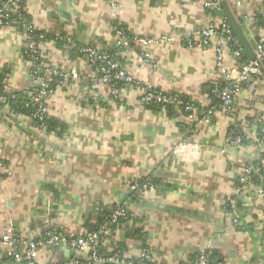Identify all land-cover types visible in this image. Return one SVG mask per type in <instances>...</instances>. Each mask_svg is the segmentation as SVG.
<instances>
[{
  "label": "crops",
  "instance_id": "crops-1",
  "mask_svg": "<svg viewBox=\"0 0 264 264\" xmlns=\"http://www.w3.org/2000/svg\"><path fill=\"white\" fill-rule=\"evenodd\" d=\"M18 1L45 34L39 49L46 63L76 67L80 77L67 79L48 96L49 129L0 102V264H15L31 244H36L35 264L64 261L70 253L50 245L49 234L83 235L119 199L132 215L105 237L107 252L120 248L124 257L138 258L147 249L158 264H193L195 255L213 249L227 264H264V198L256 192L261 185L246 186L240 224L226 212L239 173L259 157L255 141L264 125V69L249 79L231 111L213 106L207 91L221 80L219 36L205 45L197 35L211 19L207 0H120L116 8L117 21L131 36L157 40L121 48V67L144 85L200 103L192 117L152 109L141 101L143 88L133 84L120 88L118 103L86 57L57 40L71 36L101 52L118 49L109 0ZM221 3L235 14L256 55L254 45L264 37V0H221L217 25L226 21L218 14ZM163 37L172 40L158 41ZM27 41L24 29L0 26V87L10 92L31 88ZM235 59L231 51L225 55L229 65ZM199 116L194 129L183 128ZM234 124L250 144H227ZM180 143L192 144L200 158L182 161L175 153ZM151 177L156 184L150 190L132 189Z\"/></svg>",
  "mask_w": 264,
  "mask_h": 264
},
{
  "label": "built area",
  "instance_id": "built-area-1",
  "mask_svg": "<svg viewBox=\"0 0 264 264\" xmlns=\"http://www.w3.org/2000/svg\"><path fill=\"white\" fill-rule=\"evenodd\" d=\"M120 0H109L111 8V21L110 25L114 33L120 40V44L123 48H134L135 43H139L144 47L157 42L153 38H135L131 36L127 30L120 24H115L113 21L117 20L116 8ZM221 0H207L205 7L210 11H216L219 8ZM25 6L18 0H0V26H10L24 29L28 34L27 41V53L37 62L40 58L41 52L39 49V42L45 38V34L34 28L33 24L27 19ZM217 34L219 39L216 43V67L221 76V81L225 83L223 86L215 84L213 93L220 100V107L225 111H231L234 107L237 95L242 91L246 83L253 76L262 75V64L264 61V37L257 45L256 57L254 60H249L240 65L227 64L225 62V55L230 51L235 55H241L240 48L234 49L232 47L233 31L228 25L227 21H223L221 24H215L214 19L211 17L209 24L202 30L197 32V35L203 37L205 45L208 44V40L212 35ZM57 40L62 41L71 47H79V51L83 53L91 64L101 62L100 68V80L109 84L113 80H118L126 83H130L143 88V94L141 101L150 104H177L185 108V110H192L193 107L189 104H185L179 93L169 95L155 87L144 85L141 81H138L131 75H129L121 65L108 54L99 52L95 47L80 46L71 36L58 37ZM171 37H163L158 41H170ZM147 61L153 62L150 57H146ZM41 67L35 65V68L30 73V78L33 87L30 97L34 104L37 106L36 111L33 114V118L38 122H41L47 116L48 107L45 106L44 100L52 94L51 81L54 77H60L61 80L59 85H62L67 79L73 78L78 79L80 74L76 67L70 68L69 70H63L59 67L49 66L45 69L44 77L36 76L37 71ZM43 69V68H42ZM6 87H4V91ZM111 93L118 95L117 90L111 87ZM5 96L1 95L0 100H4ZM43 127V123L39 125ZM227 144L231 146H240L243 144L244 136L240 132L232 129L227 135ZM259 142L263 146L258 153V156L264 161V125H262L259 132ZM192 145V144H191ZM191 145L180 143L175 148V153L185 163L191 164L200 158V152L197 148H193ZM1 166V163H0ZM254 166L247 165L239 173L240 183H244L250 180ZM260 170L264 174V165L257 163L256 170ZM153 186L151 178H146L143 185L140 186V190L148 191ZM138 186H132V189H137ZM245 190L237 187V191L234 192L232 197L227 198L226 202L229 203L233 208L236 203V196ZM257 193L264 198V180L261 186L258 187ZM127 209L121 205V202H117V205L110 215L109 223L102 224L98 229L94 231L86 232L79 236H64L55 233H50L48 236V243L58 247H64L69 249V257L62 262L55 259H51L49 264H83L86 261L96 262H109L114 264H158L154 259L152 253L148 250L141 251L139 255V261H127L124 256H119L115 253L103 252L101 247L103 240L110 233V225L118 223L119 219L128 215ZM233 222L238 223L239 216L236 212L230 213ZM36 248V244H31L29 251L25 254H18L15 257V264H34V258L32 251ZM197 264H209V256L205 252L197 259Z\"/></svg>",
  "mask_w": 264,
  "mask_h": 264
},
{
  "label": "trees",
  "instance_id": "trees-1",
  "mask_svg": "<svg viewBox=\"0 0 264 264\" xmlns=\"http://www.w3.org/2000/svg\"><path fill=\"white\" fill-rule=\"evenodd\" d=\"M209 11V14L210 16L215 19L216 18V11ZM27 17V16H26ZM28 19V17H27ZM113 23L115 24H118L119 22L117 20L113 21ZM66 44L62 41H60V44ZM232 47L234 49H238L240 48L239 45L237 44V41L235 39V35H233V40H232ZM68 45V44H66ZM70 46V45H69ZM80 46H83V45H80ZM87 46V45H86ZM71 47V46H70ZM90 47H93V46H90ZM72 49H74V51L76 52V55H82L83 57H85V55L83 53H81L79 51V47H71ZM96 48V47H95ZM123 47H119L118 49H111V50H108L106 52H101L99 51L97 48V50L103 54H108L110 55L111 57H114L115 60L120 64L121 63V59H120V52H123L122 49ZM124 49V48H123ZM241 50V55L239 56H235V61H236V64H233V65H239L237 64V62L240 64L242 63H245L247 62V58L245 57V55L243 54L242 52V49L240 48ZM120 53V54H119ZM27 57L30 59V61L32 62V68L30 70V73L31 71L35 68V65L38 64V66H40L41 68L37 71L36 73V76L38 77H44V74H45V69L48 67V63H46V61L43 59L42 55H40V58L37 62L33 61V59L30 57V55H28L27 53ZM86 59V58H85ZM87 61V59H86ZM87 63L89 65H92L94 68H96L99 73H100V68L102 66L101 62H97L95 64H91L89 61H87ZM50 66V65H49ZM43 68V69H42ZM61 69V68H60ZM262 69H264V61H263V64H262ZM263 73V71H262ZM260 77V76H258ZM60 77H54L51 81V89L53 90V92L57 89L60 83ZM221 87L223 85H225L224 82H222L221 80H219L218 82L216 83H213L212 85L209 86L208 88V91H207V94H208V98L209 100L214 104L213 106H220V100L214 95L213 93V90H214V87H215V84H217ZM249 82L246 83V85L248 84ZM105 84V83H103ZM125 84H130V83H126V82H122V81H118V80H113L111 81L109 84H105L106 86H109L110 88L111 87H114L116 90H117V94L118 92L120 91V88L123 87ZM3 86L0 87L1 89V95H4L5 96V99L4 100H0V102H2L4 105L8 104L10 109L12 110V112L14 114H22V115H26V116H29L31 117L35 122L36 124L39 126L43 123V126L44 128H51L53 126V123L52 121L49 119V116L47 115L46 118L41 122H38L37 120H35L33 118V114L34 112L36 111L37 109V106L34 104V102L32 101L31 97H30V93L31 91L33 92H36V90H33V87L30 88L29 91H27L26 93H19V92H16V91H4V87L2 89ZM169 95H173L174 93H168ZM181 95V94H180ZM116 98V96L118 95H113ZM48 98V97H47ZM47 98L46 100H44V104L45 106L48 107V103H47ZM115 98H112V99H115ZM181 98L183 99L184 103L185 104H189L193 107L192 110H185L184 107L182 106H179L177 104H150V106L152 107V109H155V110H165L168 115L170 116H173V117H177L179 115H182L184 117H192L193 116V110L198 107V105L200 103L198 102H195L191 99H189L187 96H184V95H181ZM118 103L120 101V99L116 98L115 99ZM206 109H208L209 111H213V107L212 108H209L207 107ZM201 116H199L197 119L193 120L190 124H184L183 128H187V130L191 129V126L192 129L195 128L196 124L198 123L197 121L199 120ZM194 119V118H193ZM262 126H260L258 129H259V132H260V129H261ZM232 129H235L236 131L240 132L241 134H243L240 130H242V128L239 126V124H234V125H231L228 127V132ZM47 130V129H46ZM244 136V141H243V145H247V144H250L251 142L248 141V139L245 137V135L243 134ZM255 144L258 145V148H257V151L260 152L259 150L263 147L260 142H259V137H258V140L255 141ZM257 163H259L260 165H264V161L262 160V158L258 157L257 159H250V161L248 162L249 165H252L254 166V171H253V174L250 178L249 181L247 182H244V183H240L239 179H237L236 181V186L239 187V188H242V189H246V186H248L249 184H260L263 182L264 180V174L262 171L260 170H256V165ZM262 180V181H261ZM151 181L153 182V184H156V180L154 178L151 177ZM258 182V183H257ZM144 181H141L138 185V188L135 189V191H140V186L143 185ZM241 200L242 198H239L236 196V203H235V207L233 208L229 203L226 202V212L227 213H231V212H236L239 216V219H238V223L236 224H240L241 223V212L242 210H244V208H242V203H241ZM121 202V205L124 206L128 212V215L126 217H123L121 219H119L118 223L116 224H113V225H110V228L113 229L114 227H116L117 225H120L122 223H124L125 221L129 220L131 218V215H132V212L130 211L131 208L129 206L126 205L125 201L122 200V199H119L117 202ZM116 203L114 205V207L105 212L102 216V218L100 219V221L98 223H96V225L92 226L87 232L89 231H94L96 229H98L102 224L106 223L108 224L109 223V219H110V215L113 213L115 207H116ZM140 232V231H139ZM141 235V233H140ZM56 249V248H54ZM101 250L103 252H107L103 245L101 247ZM109 253H115V254H118L119 256H123L122 253H120V248L119 249H115L113 250L112 252L110 251ZM206 254H208L209 256V264H227V262L225 261L226 259L224 258V256L219 253L217 250H213V249H210V250H206L205 251ZM199 255H195L194 258H193V264H197V259H198ZM52 259V258H51ZM49 259L48 261L45 262V264H49V261L51 260ZM127 261H134V262H138L139 261V258H127ZM35 262V261H34ZM59 262H62V261H59ZM15 263V261H14ZM37 263V262H35ZM34 263V264H35ZM83 264H114V263H109V262H96V261H86L84 262ZM182 264V263H181Z\"/></svg>",
  "mask_w": 264,
  "mask_h": 264
},
{
  "label": "water",
  "instance_id": "water-1",
  "mask_svg": "<svg viewBox=\"0 0 264 264\" xmlns=\"http://www.w3.org/2000/svg\"><path fill=\"white\" fill-rule=\"evenodd\" d=\"M221 7H222V10H219L218 14L220 16L225 17L228 25L232 29L233 34L235 35V37L237 39L239 45L241 46V48H243V50L247 54L249 60H254L256 55L254 54L253 47L251 46V43L247 39V37H246L241 25L239 24L238 20L236 19L235 14L230 9H227V7H225V3H221ZM257 45L258 44H255L254 46H256V48H257ZM65 251L67 253H69L68 248H65Z\"/></svg>",
  "mask_w": 264,
  "mask_h": 264
},
{
  "label": "rangeland",
  "instance_id": "rangeland-1",
  "mask_svg": "<svg viewBox=\"0 0 264 264\" xmlns=\"http://www.w3.org/2000/svg\"><path fill=\"white\" fill-rule=\"evenodd\" d=\"M153 183V182H152ZM259 187V186H258ZM258 187L256 188V192H257V189H258ZM237 191V189H234V192H236ZM246 192L244 191V192H242V193H240L239 195H238V197L239 198H242L243 196H244V194H245ZM234 195V193L230 196V197H232ZM116 204H117V202H116ZM131 212H132V209L130 210ZM145 250H147V249H145ZM149 251V250H148ZM139 258V257H138Z\"/></svg>",
  "mask_w": 264,
  "mask_h": 264
}]
</instances>
